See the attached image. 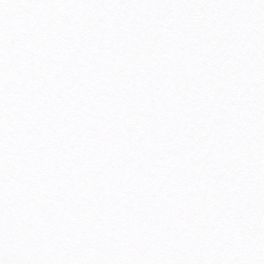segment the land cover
I'll return each instance as SVG.
<instances>
[{"label":"snow or ice","instance_id":"obj_1","mask_svg":"<svg viewBox=\"0 0 264 264\" xmlns=\"http://www.w3.org/2000/svg\"><path fill=\"white\" fill-rule=\"evenodd\" d=\"M0 264H264V0H0Z\"/></svg>","mask_w":264,"mask_h":264}]
</instances>
